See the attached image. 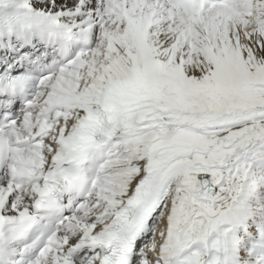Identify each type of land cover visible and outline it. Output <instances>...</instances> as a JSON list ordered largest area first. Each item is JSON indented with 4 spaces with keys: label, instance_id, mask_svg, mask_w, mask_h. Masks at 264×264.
<instances>
[{
    "label": "snow or ice",
    "instance_id": "snow-or-ice-1",
    "mask_svg": "<svg viewBox=\"0 0 264 264\" xmlns=\"http://www.w3.org/2000/svg\"><path fill=\"white\" fill-rule=\"evenodd\" d=\"M0 264H264V0H0Z\"/></svg>",
    "mask_w": 264,
    "mask_h": 264
}]
</instances>
